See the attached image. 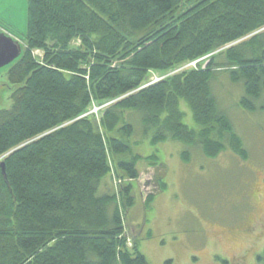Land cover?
<instances>
[{"label": "trees", "instance_id": "1", "mask_svg": "<svg viewBox=\"0 0 264 264\" xmlns=\"http://www.w3.org/2000/svg\"><path fill=\"white\" fill-rule=\"evenodd\" d=\"M27 14L24 54L7 71L19 87L0 110V264H149L121 212L138 162L157 160L133 152L132 119L153 143L215 156L229 142L246 155L212 81L227 72L244 87L239 104L264 110V0H27ZM96 101L111 102L99 119L86 114ZM113 172L129 179L114 192Z\"/></svg>", "mask_w": 264, "mask_h": 264}, {"label": "rangeland", "instance_id": "2", "mask_svg": "<svg viewBox=\"0 0 264 264\" xmlns=\"http://www.w3.org/2000/svg\"><path fill=\"white\" fill-rule=\"evenodd\" d=\"M26 2L5 0L1 7L2 15L15 23L21 36L27 28ZM33 53L43 59L42 50ZM195 67L192 62L174 70H151L148 82ZM18 87L9 81L7 69L0 71V110L12 106ZM212 90L241 137L246 155L233 150L229 142L215 156L207 155L199 145L176 140L153 143L139 123L140 116L132 119L136 128L131 138L133 152L143 157L156 154L157 160L138 162L139 177L131 181L135 203L121 212L128 246L138 243L149 264H259L264 252V110L251 111L239 104L244 87L227 72H218ZM110 104L96 101L86 114L99 119ZM182 109L184 122L197 128L185 102ZM104 180L113 192L129 181L117 172Z\"/></svg>", "mask_w": 264, "mask_h": 264}, {"label": "flooded vegetation", "instance_id": "3", "mask_svg": "<svg viewBox=\"0 0 264 264\" xmlns=\"http://www.w3.org/2000/svg\"><path fill=\"white\" fill-rule=\"evenodd\" d=\"M4 1L5 0H0V51L2 50L1 44L4 43L3 41H6V40H2V38H5V39L11 38L14 41H18L22 45V55L18 59H16L15 61H13L12 63H10L4 67H1L0 71L5 70V69H7V71H8L11 67H13L17 63V61L23 56L24 51H25V47H26L24 35L21 36L18 32V29H17L15 23L12 20H10L9 18H5L1 13L2 2H4ZM13 8L15 9L17 7L14 5Z\"/></svg>", "mask_w": 264, "mask_h": 264}, {"label": "water", "instance_id": "4", "mask_svg": "<svg viewBox=\"0 0 264 264\" xmlns=\"http://www.w3.org/2000/svg\"><path fill=\"white\" fill-rule=\"evenodd\" d=\"M27 17H28V14H27ZM13 18L15 19L14 15H13ZM26 31H27V28H26ZM25 34L26 32L24 33V35ZM2 40H6V41H3L4 43L1 44L2 52L0 51V68L12 63L13 61L18 59L22 55V45L18 41H14L11 38H8V39L2 38ZM1 166H2L3 172H5V163L1 162Z\"/></svg>", "mask_w": 264, "mask_h": 264}, {"label": "built area", "instance_id": "5", "mask_svg": "<svg viewBox=\"0 0 264 264\" xmlns=\"http://www.w3.org/2000/svg\"><path fill=\"white\" fill-rule=\"evenodd\" d=\"M197 61L194 62V65H196Z\"/></svg>", "mask_w": 264, "mask_h": 264}]
</instances>
